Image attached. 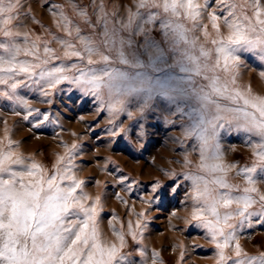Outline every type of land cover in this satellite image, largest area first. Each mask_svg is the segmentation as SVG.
I'll use <instances>...</instances> for the list:
<instances>
[{
	"label": "snow or ice",
	"instance_id": "1",
	"mask_svg": "<svg viewBox=\"0 0 264 264\" xmlns=\"http://www.w3.org/2000/svg\"><path fill=\"white\" fill-rule=\"evenodd\" d=\"M216 2L226 15L209 10L208 0H133L124 16L116 7L109 9L104 0H92L91 13L87 7L72 5L79 21L69 17L62 6L54 5L58 9L53 12L58 17L56 26L69 38L75 34L79 47L71 39L54 35L53 39L63 47L65 57H76L89 66L80 68L73 63L70 67L78 74L68 75L63 64L49 66L52 59H60L48 46L50 41L39 36L30 40L28 33L14 31L20 0H0V36L6 41L0 42V85L5 86L0 97L23 107L25 120L40 112L30 108L18 89L36 86L42 95L49 96L50 90L64 81L94 96L102 105L100 110L106 107L113 117L127 111L129 98L142 101L138 107L141 115L157 97L187 104L190 111L184 135L197 141L194 147L198 148L199 162L195 172L183 174L192 183L193 206L186 223L195 222L205 230L215 246L217 264H264V252L248 255L236 235L246 222L251 226L252 217L264 219V192L258 187L264 183V95L253 93L250 85L238 84L242 53L264 62V0ZM205 13L215 36L203 23ZM221 20L226 34L221 31ZM81 24L91 29L90 35H81ZM157 27L161 40L150 35ZM197 31L205 42H200ZM135 37H141L142 42L137 43ZM260 76L264 78V71ZM196 77L204 83H198ZM128 116L131 119L133 113L128 111ZM48 119V114H43L35 127ZM226 128L249 136L254 157L250 166L238 168L225 162L220 134ZM8 131L6 126L7 144L0 140V264H147L143 247L137 250L139 261L125 251L128 242L122 228L113 229L115 241L102 237L98 224L101 197L93 199L85 193L84 181L72 170L78 144L65 146V155L57 157L49 174L34 159L14 150L16 142ZM127 131L119 128L110 134ZM191 164L186 154L184 165ZM233 169L243 177L245 186L229 181ZM160 187L157 182L153 192ZM137 216L135 225L129 221L127 235L140 245L145 213ZM229 249L234 256L229 255ZM159 256L153 250L151 264H162Z\"/></svg>",
	"mask_w": 264,
	"mask_h": 264
},
{
	"label": "rangeland",
	"instance_id": "2",
	"mask_svg": "<svg viewBox=\"0 0 264 264\" xmlns=\"http://www.w3.org/2000/svg\"><path fill=\"white\" fill-rule=\"evenodd\" d=\"M104 2L109 9L118 8L120 16H124L125 9L133 5V0ZM208 3L209 10L214 9L218 15H226V12H221L223 6L218 5L216 0H208ZM73 4L87 7L89 13L93 11L92 0H20L18 18L13 21L14 31L28 33L30 40L39 36L42 41H50L48 46L55 50L60 59H52L49 66L63 64L68 75L78 74L77 69L70 67L73 63L80 68L89 67L86 61L65 57L63 47L53 39V35L71 39L79 47L75 34L69 38L56 26L58 17L53 15V12L58 11L53 6L59 5L69 17L79 21L73 12ZM203 23L208 25V31L215 36L207 13ZM220 24L221 31L226 34L223 20ZM81 26L84 29L81 35L91 34L87 25ZM150 35L156 40L162 38L158 27ZM196 35L200 37V42H205L201 32L197 31ZM134 39L137 43L142 42L141 37ZM0 42H6L2 36ZM17 42L24 44L22 39ZM207 46L211 47L210 44ZM43 47L41 43V54ZM241 55L244 64L240 68L238 84L242 87L250 85L253 93L264 95V78L260 76L264 71V62L250 54ZM20 58L25 59L23 56ZM114 66L124 67L120 64ZM171 71L183 75L178 69ZM195 80L204 83L199 77ZM4 87L0 85V90ZM50 91L51 95L44 96L36 86H21L18 89L19 95L29 102L30 108L39 109L40 112V115L34 113L27 120L24 119L27 113L23 107L0 97V140L7 144L4 140L7 126L9 137L16 142L14 150L34 159L49 174L54 171L57 157L65 155V146L78 144L72 170L77 179L84 181L85 193L93 199L97 195L101 197L98 224L102 237L107 241H115L113 229L122 228L128 242L125 251L132 252L135 260L139 261L137 250L143 247L147 253V264H151L153 250L160 254L162 264H217L215 246L206 236L205 230L196 226L195 222L186 223L191 219L193 206L192 183L184 179L183 174L195 172L199 162V151L194 147L197 141L184 135L190 107L183 102L172 104L157 97L141 115L138 107L142 101L129 98L131 102L127 105V111L113 117L106 107L100 110L102 105L94 96L83 94L68 81ZM128 111L133 113L131 119ZM17 112L19 115L15 114ZM45 113L49 119L40 127H35L43 120ZM110 120H114V124L109 123ZM119 128L128 131L118 136L110 134V130L118 131ZM220 143L226 163L237 164L238 168L252 164L254 157L247 134L226 128L221 131ZM186 154L192 161L188 167L184 165ZM123 177L127 179L121 182ZM229 181L245 186L243 177L237 175L236 169L229 172ZM157 182L161 187L153 192ZM258 187L264 192V183L258 184ZM140 212L145 213L141 223L146 224V228L142 243L137 245L127 232L129 221L135 225ZM236 235L241 248L248 255L256 256L264 252V219L261 217H252L251 226L246 222L242 228L238 227ZM229 255L234 256L231 249Z\"/></svg>",
	"mask_w": 264,
	"mask_h": 264
}]
</instances>
